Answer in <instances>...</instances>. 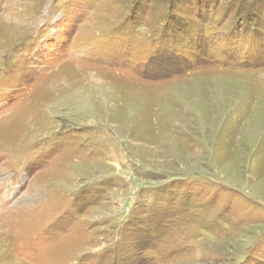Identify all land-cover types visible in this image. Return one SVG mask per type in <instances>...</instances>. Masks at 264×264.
Instances as JSON below:
<instances>
[{
	"label": "rangeland",
	"instance_id": "374dc122",
	"mask_svg": "<svg viewBox=\"0 0 264 264\" xmlns=\"http://www.w3.org/2000/svg\"><path fill=\"white\" fill-rule=\"evenodd\" d=\"M0 264H264V0H0Z\"/></svg>",
	"mask_w": 264,
	"mask_h": 264
}]
</instances>
